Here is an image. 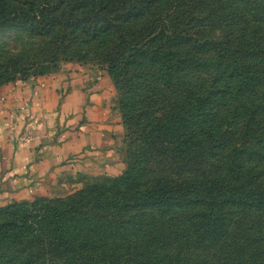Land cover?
<instances>
[{
	"label": "trees",
	"instance_id": "obj_1",
	"mask_svg": "<svg viewBox=\"0 0 264 264\" xmlns=\"http://www.w3.org/2000/svg\"><path fill=\"white\" fill-rule=\"evenodd\" d=\"M12 30L0 86L103 64L130 149L119 176L0 206V264H264V0H0Z\"/></svg>",
	"mask_w": 264,
	"mask_h": 264
},
{
	"label": "crops",
	"instance_id": "obj_2",
	"mask_svg": "<svg viewBox=\"0 0 264 264\" xmlns=\"http://www.w3.org/2000/svg\"><path fill=\"white\" fill-rule=\"evenodd\" d=\"M57 72L0 86V202L59 197L80 174H120L124 135L117 88L104 68Z\"/></svg>",
	"mask_w": 264,
	"mask_h": 264
},
{
	"label": "rangeland",
	"instance_id": "obj_3",
	"mask_svg": "<svg viewBox=\"0 0 264 264\" xmlns=\"http://www.w3.org/2000/svg\"><path fill=\"white\" fill-rule=\"evenodd\" d=\"M21 36H22V33H21L20 30H12V31H8V32L0 34V41H3V39H5V40H7L6 42H8V41H12L16 37H21ZM10 43H12V42H10ZM72 61L73 60L66 59L65 57H62L57 62L44 63L43 67L34 66L30 70H24L22 72L13 73L12 75L15 76L18 79H20V77H27V79H28V78L39 76V75H43V74H50V73L57 72L59 69H61V67H63V65L65 63L72 62ZM75 61H77V60H75ZM84 63L90 65L89 67H91L93 69L104 68L109 73V71L106 68V66H104L103 64H99L96 61L95 62L89 61V62H84ZM109 75H110L111 79L113 80L114 85L116 86V83H115V80H114L113 76L110 73H109ZM119 98H120V89L118 87L117 88V107H118V110H119V112L121 114L122 123H123V127H124V132H123L124 135L122 136V139L120 140V144H119L118 150L120 152V155L123 157V161L125 163L123 171L120 174L115 175V176L109 175V174H93V175L80 174L77 177L78 186H77V188L72 190V192H69L68 194H66V195L64 194L63 196H59V197L40 196V197H36L35 199H42V198H44V199H48V198H52V199H59L60 198V199H62V198H67L70 195H72L74 192H76L77 190H79L80 188L85 186L90 181H95V180L101 179L103 177H116V176H119V175L123 174V172L127 169L128 150L130 149V147H129V139H128V136H127L129 131H128L127 125L125 123L124 116H123V114H122V112L120 110V107L118 106ZM250 164L251 163H249V165ZM35 199H32V200H35ZM23 200H26V199H23ZM15 201H21V200H13V201L7 202L6 204H5V202H3L4 204H2L0 202V206H4V205L10 204V203H13Z\"/></svg>",
	"mask_w": 264,
	"mask_h": 264
}]
</instances>
